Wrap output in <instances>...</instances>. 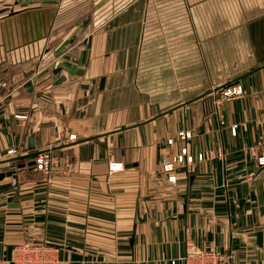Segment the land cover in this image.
<instances>
[{
  "label": "crops",
  "instance_id": "crops-1",
  "mask_svg": "<svg viewBox=\"0 0 264 264\" xmlns=\"http://www.w3.org/2000/svg\"><path fill=\"white\" fill-rule=\"evenodd\" d=\"M260 157L264 0H0L2 260L33 242L59 264H172L192 242L264 264Z\"/></svg>",
  "mask_w": 264,
  "mask_h": 264
},
{
  "label": "built area",
  "instance_id": "built-area-1",
  "mask_svg": "<svg viewBox=\"0 0 264 264\" xmlns=\"http://www.w3.org/2000/svg\"><path fill=\"white\" fill-rule=\"evenodd\" d=\"M214 105L219 111L221 105L235 97L243 94V87L239 84H230L225 86L220 91L214 93ZM221 123L224 122V115L219 114ZM233 131L236 132V127H233ZM76 136L71 135L70 139H74ZM178 137L182 141H187L192 137V132L187 130H182L178 133ZM174 138L168 140L169 144L174 143ZM9 154H18L19 150L17 148H12L8 151ZM205 156L203 153L198 154V160H204ZM195 157L189 154L187 146H184L181 151L172 156L170 160L164 163V170L166 172H174L179 164H192ZM260 163H264V157L259 158ZM59 162V158L53 154L50 149L41 150L36 154L35 166L36 169L46 175L51 174L55 168L56 163ZM125 168L123 162H110L109 171L110 173L122 171ZM170 181H175L176 176H169ZM12 185L16 186L18 184V179L14 176L11 177ZM59 247L55 245H49L45 243H33L24 242L17 245L14 248L13 256L10 260L4 261L0 258V264H59ZM233 252H219L214 249H201L196 244L190 242L186 245L184 254L178 259L172 260V264H177V262H182V264H233L234 259ZM247 264V263H243Z\"/></svg>",
  "mask_w": 264,
  "mask_h": 264
},
{
  "label": "rangeland",
  "instance_id": "rangeland-1",
  "mask_svg": "<svg viewBox=\"0 0 264 264\" xmlns=\"http://www.w3.org/2000/svg\"><path fill=\"white\" fill-rule=\"evenodd\" d=\"M99 1H104V0H99ZM94 6H95L94 3L93 4L90 3L89 6H87V7L86 6H83V5H81L79 7H73L72 14L73 15L74 14H82V13L86 14L88 12L94 13L95 12L94 11L95 10V7Z\"/></svg>",
  "mask_w": 264,
  "mask_h": 264
},
{
  "label": "water",
  "instance_id": "water-1",
  "mask_svg": "<svg viewBox=\"0 0 264 264\" xmlns=\"http://www.w3.org/2000/svg\"><path fill=\"white\" fill-rule=\"evenodd\" d=\"M30 140H31L30 144H31L32 146H34V145H35V144H34L35 138H34V137H31ZM4 176H5V174L0 173V179H2Z\"/></svg>",
  "mask_w": 264,
  "mask_h": 264
}]
</instances>
